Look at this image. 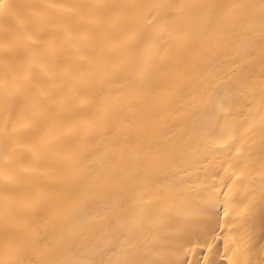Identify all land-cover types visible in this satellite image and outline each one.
Instances as JSON below:
<instances>
[{"label": "bare ground", "instance_id": "bare-ground-1", "mask_svg": "<svg viewBox=\"0 0 264 264\" xmlns=\"http://www.w3.org/2000/svg\"><path fill=\"white\" fill-rule=\"evenodd\" d=\"M0 2V261L264 264L260 0Z\"/></svg>", "mask_w": 264, "mask_h": 264}, {"label": "snow or ice", "instance_id": "snow-or-ice-1", "mask_svg": "<svg viewBox=\"0 0 264 264\" xmlns=\"http://www.w3.org/2000/svg\"><path fill=\"white\" fill-rule=\"evenodd\" d=\"M23 7L19 4L0 2V19H10L12 18L19 8ZM237 7H250L259 8V23L262 36H264V0H260L259 5H248V6H237ZM262 103H264V87L261 89ZM38 243L43 244V241ZM46 247V245H45ZM0 264H21L18 260H5L0 261ZM33 264H102V262L94 261L91 259H77L73 261H54V260H41L38 262H33ZM119 264H168L164 260H124L119 262Z\"/></svg>", "mask_w": 264, "mask_h": 264}]
</instances>
